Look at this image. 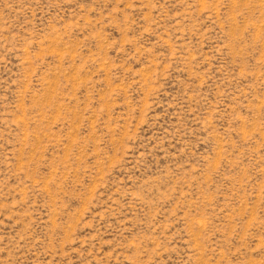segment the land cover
Wrapping results in <instances>:
<instances>
[{
    "label": "rangeland",
    "instance_id": "374dc122",
    "mask_svg": "<svg viewBox=\"0 0 264 264\" xmlns=\"http://www.w3.org/2000/svg\"><path fill=\"white\" fill-rule=\"evenodd\" d=\"M0 264H264V0H0Z\"/></svg>",
    "mask_w": 264,
    "mask_h": 264
}]
</instances>
